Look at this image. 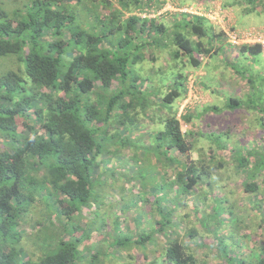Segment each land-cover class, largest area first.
Listing matches in <instances>:
<instances>
[{"label":"trees","instance_id":"obj_1","mask_svg":"<svg viewBox=\"0 0 264 264\" xmlns=\"http://www.w3.org/2000/svg\"><path fill=\"white\" fill-rule=\"evenodd\" d=\"M207 1L174 3L181 10ZM166 2L0 0V264H84L89 245L103 239L104 224L91 211L97 193L125 190L123 180L132 192L118 211L127 217L114 246L133 254L134 264H199L198 252L208 258L209 251L216 252L213 262L244 264L217 237L215 223H234L229 195L239 190L253 210L263 200L258 162L232 143L233 116L254 92L255 76L220 57L223 63L208 69L238 76L231 95L238 81L251 93L177 117L189 78L207 88L196 72L232 45L204 14H159ZM226 7L264 19V0H222L218 9ZM262 52L260 44L240 45L235 58ZM206 111L219 119L200 127ZM182 125L190 129L182 132ZM139 163L145 167L134 174ZM147 165L164 176L153 195L149 184L136 182L146 179L140 172ZM222 170L228 175L217 183L213 175ZM138 210L146 214L144 227ZM190 217L213 234V244ZM255 226L264 230V214Z\"/></svg>","mask_w":264,"mask_h":264},{"label":"rangeland","instance_id":"obj_2","mask_svg":"<svg viewBox=\"0 0 264 264\" xmlns=\"http://www.w3.org/2000/svg\"><path fill=\"white\" fill-rule=\"evenodd\" d=\"M175 1L176 0H167L163 11L159 12V14L166 13L167 11L188 12L197 15L204 14L205 16L209 17L210 21L221 28L222 32L227 35L228 40L230 35H238L241 37L247 32H254L264 28V19L260 16L248 13L235 15L233 9L227 7L219 10L218 7L222 0H208L205 2V4H203L204 2H196L195 4L186 6L181 10L177 9V6L174 3ZM227 51L225 50L222 55L218 54L207 58L201 67L203 70L196 72V77H202V81L208 86L207 88H195L194 85H192L194 78H189L188 95L186 99L180 103L177 117L184 113L186 108L192 109L195 105L205 107V105L208 106L214 104L221 106L222 104H225L223 101L225 99L227 100L229 97H238L239 99L240 95H249L251 93L249 85L245 84L244 81H238V86L235 87L236 93L234 92L231 95V89L234 88L230 87V85L236 81L234 79H237L238 76H235L234 79L229 80L228 77H222L218 70L215 72L214 69H208V67H210L209 65H212L213 63H223L221 58L224 55L226 57L228 56L229 59H233L234 68L236 71H252L253 75L255 76V78H252L251 85L254 92L252 95H250L248 102H244L245 100L242 101V109L237 110V113L233 116L235 118L233 125L237 126V130L233 135L232 143L234 142L236 150H238L240 153H249L251 162H258L259 170H257L256 175L259 176L260 181L264 176V51L259 56H254L253 59H245L244 57L235 58L237 55V47L234 46L227 49ZM157 65L162 64L159 63ZM221 66L223 65H219V67ZM223 69L224 68H221L220 71L224 73ZM210 70H212V72H210ZM168 82L166 83V87L162 89L163 91L170 88ZM212 88L215 90L214 93L210 92ZM225 112L227 111L223 112L224 116H228L230 113L229 111L227 114ZM210 115L209 112L207 113V111L203 113V116L200 119V127H206L204 121H216L219 119V117H211ZM207 116L211 118L209 119ZM261 117H263V122L260 120ZM213 126H215V124H213ZM186 129H190V127H186L184 125L181 126L182 132H184ZM229 149L231 150L232 147ZM153 162L159 166V163H157L156 160ZM143 167H145V165L139 163L134 174L139 170V168ZM150 168L152 170H150ZM140 173L142 175L147 173L146 179L135 181L142 184H149L147 195H153L157 189L156 185L164 181L162 170L160 167L157 168L155 165H147L146 169L142 170ZM229 174L231 173L229 172ZM130 175L131 173L128 174V176ZM227 175L228 172L225 170L217 171L213 175V178L217 183H222L225 181ZM237 178V176H234V178L232 176V181H235L234 179ZM132 180L134 181V178ZM120 181L122 180L119 179V182ZM123 183L126 186L125 190L116 187L111 188L109 193L104 191L97 193V197L93 202L94 209L92 208L91 211H94V218L95 216L97 217L96 222L100 225L104 224L103 239L101 241L93 242L89 245L86 251L87 256L84 257V264H134L133 254L127 257L120 252L119 248L114 246L115 240L119 239L118 236L123 232L121 228L125 224L124 221L127 217L125 215H121V213L119 214L118 211L120 212L122 208L126 207H123V205L128 203L130 193L132 192L130 186L128 187L129 184H126L124 180ZM231 185L235 188L232 190L233 192L240 189L239 181H235L234 183L231 182ZM239 191L233 196L229 195L232 198L230 201L231 207H234V214L232 217L235 218L231 220L234 223H215V226H218L217 237H225L223 241L226 242L227 250L231 256H234L235 260L242 259L244 264H264V230H256L255 226L257 223H260L261 214H264V191H259V194H262L259 196H261L263 200L258 203V208L256 207L255 210H253L252 206L249 204L250 200L246 196L242 195L241 192L239 193ZM210 193L211 192H209V194ZM214 194H216V192ZM181 211H184V213L188 212V206L184 207ZM138 212L139 216H142L141 220L144 221L143 223L138 224L144 227L146 224V218L144 216L146 214L143 212V210H138ZM87 213L88 210L84 209V215ZM36 216V213L31 215L32 219H35ZM134 216L135 215L132 214L131 218H134ZM117 217L120 218L117 220ZM189 220L190 222H194L193 218L191 217ZM74 222H77V220ZM24 223L27 222L25 221ZM194 223L199 237L203 238L205 243L206 241H209L211 244H213V234L206 230V228L200 223ZM107 226L110 228L109 230H106ZM22 230L27 233L33 232L32 228L26 224H24V228ZM132 231H134V229ZM141 231H143L142 228L139 229V232ZM81 248L83 247H80L79 249L81 250ZM202 250L204 252L206 251V249ZM198 253L199 254L197 257L199 264H221V262L218 261L213 262L214 259L212 258L216 256L215 251H209L208 258L203 256V252Z\"/></svg>","mask_w":264,"mask_h":264},{"label":"built area","instance_id":"obj_3","mask_svg":"<svg viewBox=\"0 0 264 264\" xmlns=\"http://www.w3.org/2000/svg\"><path fill=\"white\" fill-rule=\"evenodd\" d=\"M232 46L238 47L240 45H255L260 44L264 51V28L254 32H247L241 37L238 35H230L228 40Z\"/></svg>","mask_w":264,"mask_h":264},{"label":"clouds","instance_id":"obj_4","mask_svg":"<svg viewBox=\"0 0 264 264\" xmlns=\"http://www.w3.org/2000/svg\"><path fill=\"white\" fill-rule=\"evenodd\" d=\"M262 51H263V49H262ZM264 53V52H263Z\"/></svg>","mask_w":264,"mask_h":264},{"label":"crops","instance_id":"obj_5","mask_svg":"<svg viewBox=\"0 0 264 264\" xmlns=\"http://www.w3.org/2000/svg\"><path fill=\"white\" fill-rule=\"evenodd\" d=\"M262 27H263V26H262ZM262 27H261V28H262Z\"/></svg>","mask_w":264,"mask_h":264}]
</instances>
